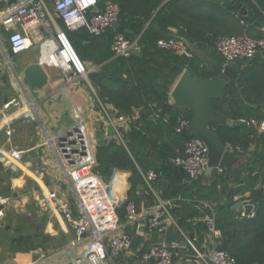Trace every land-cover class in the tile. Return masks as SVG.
Masks as SVG:
<instances>
[{"label": "crops", "instance_id": "crops-1", "mask_svg": "<svg viewBox=\"0 0 264 264\" xmlns=\"http://www.w3.org/2000/svg\"><path fill=\"white\" fill-rule=\"evenodd\" d=\"M168 1L164 0L157 9ZM206 1H208L207 4L210 1L225 4L223 0ZM125 3L127 8L134 10L135 13L146 10V5L143 10L140 6H136L132 0H125ZM207 4L204 3V8L210 11ZM9 5L10 2L0 0V11L5 10ZM101 6L102 3L98 5V8ZM237 6L242 12L245 8L244 0ZM157 9L152 12L151 18ZM48 10V18L43 26L32 32L31 44L26 50L16 54L12 53L0 36L4 45V54L9 59L6 60L0 50V106L12 98L20 101L21 105L18 108L10 107L5 114L0 116V194L8 198V203L4 208V216L0 219V264H88L85 259V242L82 241L73 247L69 246V243L75 238L74 229L51 207L48 200V193L56 191L68 199L74 216H77L74 194L68 179L63 174L57 146L55 144L51 146L45 142L48 138H58L73 127L79 120L77 115L86 124L94 151L98 146L106 145L108 142L118 143L113 129L111 128L109 131L110 127L106 122V114L114 118L118 115L127 117V121L120 126L127 144L129 142L128 132L131 127L139 125L141 122L139 112L142 106L132 107L131 113L127 114L123 113L114 101L110 100V96H114L115 92L124 90L122 85L107 75V69H104V67L108 68V64L113 58V56H105L108 52H112L111 43L116 30L111 26L101 35L96 36L84 29L90 34L89 47H92V55L95 59L85 57L83 62L87 68L86 76L75 77L70 75L71 73H64L49 59L52 50V44L49 41L52 39L54 26L63 27V24L50 4H48ZM245 13L246 11H244ZM214 15L220 16V13ZM258 22L256 20L255 23ZM189 24L192 25L190 19ZM238 24L239 30L232 29L224 33L236 35L247 31L252 36H258L262 34L260 28L264 27V24L250 26L243 20H239ZM192 27H200L205 33L204 38L206 40L191 45L184 39L185 34L180 37L176 32L171 31V27L169 30L175 35L173 37L182 38L187 43L192 49L193 55L194 50L200 51L204 45H209L211 50L212 44L207 42V38L216 32H223L218 30L217 24L209 22L195 23ZM138 49L140 51V47ZM140 55L135 56L139 57ZM30 63H39L48 77L46 84L37 90V98H34L22 83L23 69ZM112 68L121 72L122 77H126L127 64H114ZM178 77L179 75L168 87V102L171 104H174L171 90ZM102 88L105 92L103 98L98 94V89L102 90ZM97 101L100 102L101 107H92L93 102ZM156 117V113L150 114L144 119V122L155 123ZM7 130L10 132L7 133ZM258 131L263 133V129L258 128ZM160 135L159 130L153 131V136ZM169 140L166 139L168 144L173 146L169 157L172 160L174 157L172 154L177 152L180 144L177 145L176 142L172 143ZM12 148L23 151L21 160H14L9 156L8 150ZM255 148L256 146H250L249 151H253ZM146 150L147 156L151 157L153 153L149 149ZM236 155L239 156V162L233 165L231 169L240 166L243 160L249 161L253 158L250 152L236 153ZM133 161L140 177L139 180L132 178L131 170L118 168H114L109 178L105 180L96 172L94 167L92 176L87 182L86 192L91 195L90 204L94 216L98 215L97 220L101 224L108 221L116 222L117 228L114 232H126L132 238L131 248L128 252L117 257L107 258L101 264H142L141 254L150 245L163 242L161 235L154 230L147 227L135 228L137 220L156 212L157 207L156 200L154 201L149 197V191L143 184L140 174V170L146 171L148 169L143 168L134 159ZM133 185L135 186L134 191L131 190ZM39 190L46 191V210L41 207L36 198V193ZM159 190L160 188L157 186V193L160 196ZM240 197V194L235 196L238 201L233 206L237 213L240 209ZM127 199L135 201L138 210L137 216L126 215L124 204ZM209 204L214 206L212 202ZM209 213L190 218H196L197 224L202 222V217ZM189 234L194 233L189 232ZM20 235L29 236L30 240L25 244H18L15 238ZM194 235L200 246H204L209 238L206 229L200 232V237ZM179 248V255L175 257L173 264H202L188 253L187 249Z\"/></svg>", "mask_w": 264, "mask_h": 264}, {"label": "trees", "instance_id": "trees-1", "mask_svg": "<svg viewBox=\"0 0 264 264\" xmlns=\"http://www.w3.org/2000/svg\"><path fill=\"white\" fill-rule=\"evenodd\" d=\"M112 1L117 2L120 8V24L116 33H121L130 40L137 37L141 55L138 57L130 53L127 57H121L114 56L112 52L106 54L105 57L113 56L108 68L104 67L107 75L124 87V90L110 96V100L127 114L131 113L132 107L142 106L139 112L141 122L132 126L128 132V150L114 141L96 148V172L107 180L114 168L129 169L132 171V178L139 180L133 159L143 168L153 169L165 180V185L159 190L160 198L175 200L171 212L184 231L200 237V232L205 230L204 223L191 224L187 219L209 213L204 202H212L215 225L220 231L218 247L229 252L240 264H263L264 135L257 128L264 121L263 55L257 54L243 59L240 68L235 70L226 86L227 96L210 100L216 110L234 121H256V126L246 122L231 127L213 125L222 141L241 146L243 152H250L253 158L249 161L243 160L240 166L233 169L224 167L222 174L213 172L208 181L204 180V176L189 180L185 172L170 160L173 146L166 139L180 144L173 156L182 151L184 143L193 136L187 130L176 132L175 126L179 116L190 118V112L168 102V87L186 68L194 76L201 78L218 75L224 61L214 49V40L218 35L226 34L216 32L207 38V42L212 44L210 51L216 60L215 65L209 69L202 65L201 58L195 54L192 58H186L158 48L157 40L175 36L169 30V27H175L186 31L184 39L191 45L202 43L205 33L200 27H192L195 23H214L223 32L239 30V20L250 26L264 24V0H244L245 8L242 12L240 7L236 8L242 0H234L233 5H222L218 1L207 4L206 0H169L159 9L157 8L164 0H132L142 9L146 5V10L143 9L144 12L140 13L129 10L125 0ZM204 3L210 7V11L204 8ZM156 9L157 12L151 18ZM216 13H220V16H215ZM189 19L192 25L189 24ZM256 20L259 22L255 23ZM67 35L82 61L85 57L95 59L92 55L93 49L89 47L90 34L87 31H67ZM114 64L128 65L126 77H122L121 72L112 68ZM98 94L102 98L105 96L103 88L98 89ZM153 113L157 114L155 123H145L144 119ZM156 130L161 132L160 136H153V131ZM250 146H256L255 150L249 151ZM146 149L153 153L151 157L147 156ZM131 190H135L134 185ZM237 194L241 195L239 200L247 199L254 205V217H238L233 208L238 201L235 199ZM148 195L155 201L150 192ZM29 240L30 237L25 235L15 238L18 244H25Z\"/></svg>", "mask_w": 264, "mask_h": 264}, {"label": "built area", "instance_id": "built-area-1", "mask_svg": "<svg viewBox=\"0 0 264 264\" xmlns=\"http://www.w3.org/2000/svg\"><path fill=\"white\" fill-rule=\"evenodd\" d=\"M10 5L0 11V36L12 53L26 50L31 44V35L34 30L43 26L49 16L48 4L53 7L63 27L54 26L52 39V50L49 54L51 63L58 66L64 73H71L75 77H85L87 68L78 56L71 44L67 31L85 29L92 35H101L112 23L118 21L120 8L117 2L112 0H5ZM102 6L98 8V3ZM97 9V11H96ZM260 30L262 34L258 37L243 31L236 35H218L214 40L215 51L223 58V65L239 57L249 59L257 54L264 55V27ZM138 39V38H137ZM137 39L130 40L121 33H115L112 38L111 49L115 56H129L134 48H139ZM157 47L169 50L179 56L193 57L192 49L182 38L168 37L157 40ZM0 50L4 54V45L0 39ZM6 60L8 56H5ZM20 101L12 98L0 106V116L5 114L10 107H20ZM101 107L99 101L93 102L92 107ZM78 122L56 139L45 142L56 145L62 165L64 176L68 179L69 186L74 194L77 216H74L68 199L59 195L56 191L48 193L51 207L56 210L74 229L75 238L69 243L70 247L85 242V259L88 264H101L107 258L117 257L126 253L131 248L132 238L126 232L115 233L116 222L108 221L101 224L94 216L90 204L91 195L86 192L87 182L92 176L96 166L95 151L89 137L85 122L77 115ZM190 118L179 116L175 126L178 133L187 130ZM127 121L124 115L115 118L106 114V122L114 131V136L119 144L128 150L127 140L121 130V124ZM245 121V120H244ZM249 125L256 126L254 119L245 121ZM263 129V122L258 125ZM7 133L10 130L6 131ZM229 150L243 153L241 146H233L226 143ZM208 149L204 143L195 137L188 139L182 151L172 158V163L181 168L189 180L204 176L207 167ZM8 154L14 160H21L23 151L9 149ZM216 174L224 172L223 166L214 169ZM143 184L156 200V212L137 220L136 229L147 227L163 235L166 228L172 227L182 240L186 241L187 252L199 260L202 264H240L226 250L218 247L220 231L216 228L213 207L204 202L210 209V213L202 217L208 234L207 243L200 246L194 234L190 237L178 224L171 212L174 199H162L157 193V180L159 174L153 169L140 170ZM8 198L0 194V219L4 216V208ZM238 217L250 218L255 216L254 205L247 199L240 201ZM251 204L252 209L246 213L245 206ZM127 216H137L138 210L133 199H127L124 204ZM188 222L196 224V218H188ZM177 244L156 243L150 245L142 254V264H173L179 255ZM73 264V263H68ZM264 264V263H263Z\"/></svg>", "mask_w": 264, "mask_h": 264}, {"label": "water", "instance_id": "water-1", "mask_svg": "<svg viewBox=\"0 0 264 264\" xmlns=\"http://www.w3.org/2000/svg\"><path fill=\"white\" fill-rule=\"evenodd\" d=\"M111 26L114 30H117L119 22L115 21ZM170 29L180 37L185 34L183 30H176L173 27ZM132 53L140 55L138 48H134ZM241 63L242 59L235 57L231 62L223 65L218 75L208 78L194 76L192 71L186 68L180 73L171 90L174 105L190 112V120L187 126L188 133L199 139L208 149L207 167L204 171V179L206 181L211 178L217 166L231 168L239 162V156L229 150L226 142L220 139L213 125L231 127L233 125H243L245 121L242 119L234 121L228 118L216 110L211 105L210 100L227 96L226 86L235 70L240 68ZM47 78V74L39 63H30L23 69L22 83L28 88L34 98H37V90L46 84ZM109 131H111V128H109ZM180 170L182 169L180 168ZM164 185V179L160 178L157 180L158 188L161 189ZM36 195L39 204L46 210V191L39 190ZM251 209V204L245 206L246 213H249ZM189 236L192 237L193 235L189 234ZM161 237L166 244H177L180 247L186 246V241L182 240L172 227L166 228Z\"/></svg>", "mask_w": 264, "mask_h": 264}, {"label": "rangeland", "instance_id": "rangeland-1", "mask_svg": "<svg viewBox=\"0 0 264 264\" xmlns=\"http://www.w3.org/2000/svg\"><path fill=\"white\" fill-rule=\"evenodd\" d=\"M223 2L228 5L235 4L234 0H223ZM236 8H238V6ZM219 34H227V33L221 32ZM228 35H231V34L228 33ZM194 54L201 58L202 65L208 69L213 67L216 63L214 55L211 54L209 45H204L203 49L200 51L194 50Z\"/></svg>", "mask_w": 264, "mask_h": 264}]
</instances>
